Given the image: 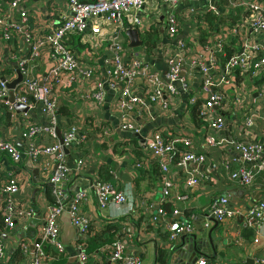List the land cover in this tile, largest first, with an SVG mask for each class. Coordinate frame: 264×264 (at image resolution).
<instances>
[{"label":"crops","instance_id":"obj_1","mask_svg":"<svg viewBox=\"0 0 264 264\" xmlns=\"http://www.w3.org/2000/svg\"><path fill=\"white\" fill-rule=\"evenodd\" d=\"M236 1L237 7L232 6L229 0H184L172 11L161 0H147L144 8L128 12L120 23L101 24V34L94 35L89 29L83 35L73 34L67 37V47L77 58L94 66L95 78L102 81L106 80L104 62L109 56L113 40L124 39L126 46L123 60L126 64L134 58L144 57L152 72L163 80H166L169 71L168 51L177 49L178 44L184 42L189 46L190 52L185 53L187 62L182 68V77L188 81L190 90L185 93L177 85L178 95L168 110L148 103L141 118L134 112L123 115L118 109L119 90L108 89L105 102L100 106L85 97L89 89L88 82L82 81L72 88L62 86L54 90L59 102L58 130L63 135L70 126L75 125L80 129L79 139L84 138L83 142L67 148L69 151L66 153V163L72 170L79 159L85 161L82 173L74 172L70 177L68 198H74L82 191L85 193L80 209L90 220V231L87 237H83L75 229L76 238L71 239L68 246L63 245L64 254H60L54 246L46 245L52 264H79L78 247L84 241H91L92 245L91 249H87L90 257L88 264H119L111 260L112 243L116 240H126L127 255L141 258L142 264H180L174 255L178 250L176 242L179 240H169L170 226L175 221L190 222L199 239L202 232L213 230L215 248L210 246L206 251L201 250L196 254L195 263L205 258L208 264H245L249 258H253L256 264H264V219L259 228L246 226L253 207L264 202V171L251 186H241L231 178V173L251 165L225 142L226 136L230 134L239 139L255 141L264 150V101L260 98V90L264 87V71L258 77L236 72V80L240 90H244L241 93L245 99L238 107L235 102L240 92L227 90L228 104L223 114L228 119L229 133L217 134L222 143L220 146L207 147L208 123L202 120L199 111L195 115L192 112L195 106L190 105L191 98L198 96L202 86L199 70L191 68L193 60L216 55L219 66L223 67L228 58L242 50L243 44H264V34H255L244 26L251 16L244 7V2L263 3L264 0ZM8 2L9 0H0L1 18L8 10ZM24 9L29 14L26 28L31 34L40 36L54 31L62 23L63 16L71 15L67 0H28ZM170 12L180 24L174 38L169 37L166 31V19ZM10 19L12 23H17L20 20V10L13 11ZM135 19H139L141 25H134ZM97 21L102 23L101 20ZM131 27L139 30L142 41L148 31L156 29L159 33L157 47L150 53L143 45L138 49L131 48V41L127 36V29ZM222 34L226 35L223 52L226 57H220L213 48V41ZM30 52L31 47L25 42L24 36L13 32L12 39L6 41L0 30V69L7 80L13 82L17 78L16 65L27 59ZM12 55L17 56V59H13ZM51 66L52 63L44 52L30 66L31 73L41 80ZM122 87L123 85L120 89ZM143 87V81L138 80L132 89L141 96ZM253 99H257L256 102ZM7 111V107L0 105V131L6 140L22 152H26L28 148V141L23 134L31 126L42 128L33 138L35 147H50L60 142L59 136L54 138L43 129L47 120L41 107L36 106L28 114L11 112L9 120L4 115ZM124 117L141 127L138 134L121 130ZM249 118L252 120L250 125L247 124ZM157 131L163 132L168 140L188 138L192 142V150L206 156L205 164L198 168L206 180L198 186L188 187V174L173 163L169 166L173 182L172 197L187 196L185 201L164 200L160 161L147 148V139ZM178 148L183 150L182 145ZM179 156L180 154L177 159ZM225 163L229 164V168H226ZM55 169V162L48 156L42 155L37 161L24 156L23 161L15 163L0 153V184H5L12 178L18 179L21 191L15 197L16 205L34 212L31 218L18 219L16 227L10 229L3 221L8 197L0 195V242L6 246L3 264H29L31 261L33 243L45 225L47 207L54 199L49 178ZM190 169H196V166L191 165ZM100 181L111 184L118 192L130 191V205L100 208L94 191V186ZM221 197L227 198L230 206L238 213L225 223L216 225L211 222L209 229H206L211 202ZM161 209L164 210L163 216L159 215ZM177 209L180 214L174 215ZM62 217L60 223L63 234ZM22 235L25 236L24 239L21 238ZM83 238L86 240H82ZM206 243L209 245L208 239ZM25 245L28 246V254L22 250Z\"/></svg>","mask_w":264,"mask_h":264},{"label":"built area","instance_id":"obj_2","mask_svg":"<svg viewBox=\"0 0 264 264\" xmlns=\"http://www.w3.org/2000/svg\"><path fill=\"white\" fill-rule=\"evenodd\" d=\"M27 1L9 0L8 10L4 17H0V30L6 41H10L12 33L15 32L24 36L25 42L31 47L30 56L17 63L23 74V82L15 90V101L28 106L30 111L36 106L41 107L47 120L46 127L43 129L52 137L57 138L58 136L59 102L54 91L58 87L72 88L74 84L80 85L82 81L88 82L89 89L85 97L99 106L104 104L108 89L119 90L118 109L123 115L127 112H134L139 118L143 116L148 103L158 105L162 110H168L178 95L177 85L185 93L190 90L188 81L182 77V68L187 62L185 53L190 52L189 46L184 42H180L177 49L170 50L167 53L169 71L166 80L152 72L148 63L143 59L144 57L134 58L129 64H126L123 60L126 46L123 38L113 40L112 46L109 47V56L104 62L105 81L97 80L95 78V67L77 58L74 52L65 44L68 36L73 34L83 35L89 29L94 35L101 34V24L120 23L122 17L128 12L133 9L144 8L147 0H67L68 12L71 15L63 16L60 26L43 36L31 34L26 28L29 14L24 8ZM183 1L161 0L162 3L172 8V11L177 4ZM229 1L232 6L237 7L236 0ZM244 7L251 14L245 21L244 26L250 28L255 34H264V2H244ZM16 10H20V20L17 23H12L10 14ZM97 20H101L102 23ZM166 21L168 36L171 38L176 37L180 25L176 16L170 12ZM133 23L134 25H141L139 19H135ZM225 40L226 35L222 34L213 41V48L220 54V57H226V54L223 53ZM44 52L52 66L39 80L32 75L30 66L34 65ZM215 56L196 58L191 63V68H197L200 72L202 86L198 96L195 95L191 98L190 105L197 106L200 117L208 123L206 145L209 148L222 144L221 140L219 141L217 138L218 133H229L228 119L223 114L227 110V90L233 89L240 92L236 96L235 102L238 107L245 99L244 94L241 93L244 90H240L236 80V72L258 77L264 71V44H243L242 50L228 58L223 67L219 66V60ZM11 57L17 59L15 55ZM138 80L143 81L145 84L141 96L135 94L132 89ZM9 83L11 81L2 75V69H0V105H4L9 112L13 113L15 112L13 104L9 102ZM122 85L123 87L120 89ZM260 98L264 101V87L260 90ZM256 100L253 99V102H256ZM251 123L252 120L249 118L247 124L250 125ZM120 128L122 131L132 134H138L141 129L139 125L128 121L125 117ZM41 131L42 128L31 126L29 131L23 134L24 139L28 141L26 152H22L13 143L6 140L0 131V153L8 156L13 162L20 163L23 161L24 156L37 161L43 155L51 158L56 165L53 175L49 178V185L54 199L47 207L45 225L39 232L37 240L33 243L34 253L29 264H52L51 258L45 251L48 244L54 246L59 253H65L61 241L62 225L60 223V219L65 212L70 214L72 224L81 236L87 237L90 231V220L82 214L80 209L85 193L82 191L77 193L74 198H68L70 177L74 172L82 173L85 161L79 159L76 167L72 170L66 163L65 148L83 142L84 138L79 139L80 129L78 126L72 125L62 135L63 144L57 142L50 147L37 148L32 141L34 136ZM225 142L232 151L242 156L244 161L251 165L233 171L231 178L241 186H251L256 177L264 171V150L262 146L255 141L239 139L230 134L226 136ZM179 145H182V151L178 148ZM147 148L160 161L165 202L171 199H173V202L174 199L177 201L187 200V196L176 195L172 197L173 182L169 168L171 163L188 174L186 180L188 187L198 186L206 180L198 170L199 166L205 164L206 156L194 152L192 142L188 138L168 140L163 132L157 131L147 139ZM178 154H180L179 159H177ZM191 165H195L196 169L191 170ZM225 166L229 168V164L225 163ZM20 191V183L16 178L10 179L5 184H0V195L3 194L8 197L3 211V221L10 229L16 227L18 219L34 216L33 210L26 211L16 205L15 197ZM94 191L100 208H107L112 205H130L131 193L128 190L118 192L111 184L100 181L94 186ZM237 213L238 211L230 206L227 198H217L211 202L205 228L209 229L211 220H214L217 224H222L236 217ZM163 214L164 210H159V215L163 216ZM179 214L178 209L174 211V215ZM263 219L264 202H260L251 210L246 226L252 229L259 228ZM194 233L195 229L190 222L175 221L170 226L169 240L174 242L182 236ZM127 245L126 240H116L112 245L111 260L119 264H142L141 258L127 255ZM22 250L26 254L29 253L27 245ZM5 257L6 246L3 242H0V264H3ZM77 258L79 264H88L89 262L90 257L84 243L78 247ZM195 264H208V261L201 258Z\"/></svg>","mask_w":264,"mask_h":264},{"label":"water","instance_id":"obj_3","mask_svg":"<svg viewBox=\"0 0 264 264\" xmlns=\"http://www.w3.org/2000/svg\"><path fill=\"white\" fill-rule=\"evenodd\" d=\"M35 2H39L40 0H34ZM127 36L129 37L131 43L130 47L133 49H138L143 45V41L140 39V33L138 29H133L130 28L127 31ZM16 70H17V78L8 84V88L10 89V97H9V102L13 104L14 110L18 113H30L29 107L16 103V98H15V90L20 86L23 82V74L16 65ZM58 136L60 142L63 144V137L60 131L58 130ZM68 149L65 148V152L68 153ZM63 223H64V228H63V234H62V243L64 246L69 245V241L71 239L76 238V230L72 224V219L71 216L68 212H65L62 217ZM212 223L218 225L214 220H211ZM211 230V229H210ZM25 236L22 235V239H24ZM207 239L209 240V245L206 243ZM84 240V238L82 239ZM177 245V252L174 254L176 259H179L181 262L180 264H191L195 263L197 260L196 254H199L201 250L206 251L207 248L212 246L215 248V243L213 239V230L207 232H202L201 233V239H199L196 234L192 235H186L180 237L179 241L176 242ZM245 264H256L255 260L253 258H249Z\"/></svg>","mask_w":264,"mask_h":264},{"label":"trees","instance_id":"obj_4","mask_svg":"<svg viewBox=\"0 0 264 264\" xmlns=\"http://www.w3.org/2000/svg\"><path fill=\"white\" fill-rule=\"evenodd\" d=\"M205 17H207V16L205 15ZM212 21H213V19H212ZM142 39H143V46L145 47L146 51H147L148 53H150V52H151L152 50H154V49L157 47V45H158L159 33L156 31V29H151L150 31H148V32L143 36ZM66 46H67V45H66ZM69 49H70V48H69ZM237 76H238V75H237ZM258 83L260 84L261 81H259ZM197 111H198V108H197V106H195V108L193 109L192 112H193L195 115H197ZM4 115H5V119L9 120V119H10V116H11V112L7 111ZM84 242H85L84 244L86 245L87 249H88V248L91 249V247H92V245L90 244L91 241H89V242L84 241ZM111 242H112V241H111ZM111 242H110V243H111ZM112 245H113V243H112ZM45 251H46L47 255L49 256L46 247H45ZM60 254H61V253H60ZM49 257H50V256H49Z\"/></svg>","mask_w":264,"mask_h":264}]
</instances>
